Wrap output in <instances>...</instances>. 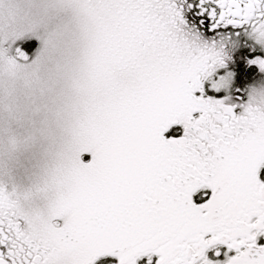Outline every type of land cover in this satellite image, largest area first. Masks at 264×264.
Instances as JSON below:
<instances>
[{
    "label": "snow or ice",
    "instance_id": "snow-or-ice-1",
    "mask_svg": "<svg viewBox=\"0 0 264 264\" xmlns=\"http://www.w3.org/2000/svg\"><path fill=\"white\" fill-rule=\"evenodd\" d=\"M0 264H264V0H0Z\"/></svg>",
    "mask_w": 264,
    "mask_h": 264
},
{
    "label": "rangeland",
    "instance_id": "rangeland-1",
    "mask_svg": "<svg viewBox=\"0 0 264 264\" xmlns=\"http://www.w3.org/2000/svg\"><path fill=\"white\" fill-rule=\"evenodd\" d=\"M54 166V149L44 139L24 145L11 155L0 150V182L8 181L9 189L23 197L31 193L39 200L42 194L37 190L49 180Z\"/></svg>",
    "mask_w": 264,
    "mask_h": 264
},
{
    "label": "flooded vegetation",
    "instance_id": "flooded-vegetation-1",
    "mask_svg": "<svg viewBox=\"0 0 264 264\" xmlns=\"http://www.w3.org/2000/svg\"><path fill=\"white\" fill-rule=\"evenodd\" d=\"M0 185H2V186H4L7 190H9V191H12V190H10L9 189V183H8V181H1L0 182ZM22 193H20V194H18L20 197H21V200L24 202V203H26V201L24 200V197L21 195Z\"/></svg>",
    "mask_w": 264,
    "mask_h": 264
}]
</instances>
